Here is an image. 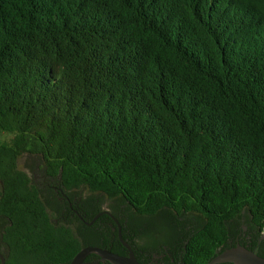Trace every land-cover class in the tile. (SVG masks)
Returning a JSON list of instances; mask_svg holds the SVG:
<instances>
[{"label": "trees", "instance_id": "obj_1", "mask_svg": "<svg viewBox=\"0 0 264 264\" xmlns=\"http://www.w3.org/2000/svg\"><path fill=\"white\" fill-rule=\"evenodd\" d=\"M116 219L142 264L264 256V0H0L10 261L127 255Z\"/></svg>", "mask_w": 264, "mask_h": 264}, {"label": "water", "instance_id": "obj_2", "mask_svg": "<svg viewBox=\"0 0 264 264\" xmlns=\"http://www.w3.org/2000/svg\"><path fill=\"white\" fill-rule=\"evenodd\" d=\"M110 214L108 211H106ZM100 214H98L92 222H94ZM119 227V238L123 245L127 248L128 254L121 255L113 252L111 249L88 245L82 248L73 258L70 264H83L90 254H97L101 260L108 261L111 264H142L133 249V247L124 239L122 226L116 219ZM230 262L233 264H264V256L256 251L238 243L233 247L224 250H218L217 255L208 264H221Z\"/></svg>", "mask_w": 264, "mask_h": 264}, {"label": "flooded vegetation", "instance_id": "obj_3", "mask_svg": "<svg viewBox=\"0 0 264 264\" xmlns=\"http://www.w3.org/2000/svg\"><path fill=\"white\" fill-rule=\"evenodd\" d=\"M33 178L35 179V182L38 184V185H40V186H43V187H47V186H52V180L51 179H49V177L46 175V174H41V176L40 177H37L36 175H34L33 176ZM56 191L59 193H61V195H59L58 197H59V199L61 200V201H63V199H65L64 198V196L66 195L64 192H61L60 190H58V189H56ZM69 198V197H68ZM75 201H76V199H75ZM70 207H71V209L75 212V213H78L79 215H80V217H82L81 216V214L78 212V210L75 208V206H74V204H73V202L71 201L70 202ZM106 211H108V210H105V211H103V212H100V213H98V214H100V216L103 214V213H107ZM109 212V211H108ZM110 213V212H109ZM97 214V215H98ZM96 215V216H97ZM95 216V217H96ZM94 220V219H93ZM92 220V221H93ZM87 222L88 224H92L93 222ZM95 222V221H94ZM238 244V243H237ZM236 244V245H237ZM241 244V243H240ZM242 245V244H241ZM10 250H11V248H10V245L7 243V242H5L3 239H2V236H1V234H0V264H13L11 261H10ZM256 251V250H255ZM257 252V251H256ZM73 260V259H72ZM25 261V259H19V260H17L16 259V262H17V264H27V263H23ZM153 262H154V264H164V263H162V262H160L159 260H157V259H153ZM71 263V262H70ZM69 263V264H70ZM83 264H109L108 263V261H103V260H101V258L99 257V256H97V255H92V254H90L89 256H87V258H86V260H85V262L83 263Z\"/></svg>", "mask_w": 264, "mask_h": 264}, {"label": "rangeland", "instance_id": "obj_4", "mask_svg": "<svg viewBox=\"0 0 264 264\" xmlns=\"http://www.w3.org/2000/svg\"><path fill=\"white\" fill-rule=\"evenodd\" d=\"M32 161L28 158V157H25V158H22L20 163H19V166L20 168L22 169H25V170H28V171H32L31 174H32V177L34 175H36L37 177H40L41 176V172H36V171H33L32 169Z\"/></svg>", "mask_w": 264, "mask_h": 264}]
</instances>
